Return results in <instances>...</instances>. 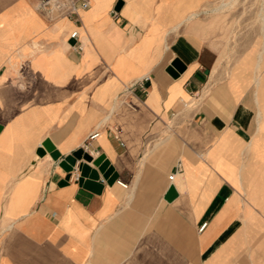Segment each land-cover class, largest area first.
Instances as JSON below:
<instances>
[{
    "label": "crops",
    "instance_id": "0c3cea01",
    "mask_svg": "<svg viewBox=\"0 0 264 264\" xmlns=\"http://www.w3.org/2000/svg\"><path fill=\"white\" fill-rule=\"evenodd\" d=\"M89 1L0 0V264H264V9L227 70L229 0ZM86 145L116 180L60 186Z\"/></svg>",
    "mask_w": 264,
    "mask_h": 264
},
{
    "label": "rangeland",
    "instance_id": "374dc122",
    "mask_svg": "<svg viewBox=\"0 0 264 264\" xmlns=\"http://www.w3.org/2000/svg\"><path fill=\"white\" fill-rule=\"evenodd\" d=\"M225 1L228 0L221 2ZM232 1L229 0L222 4V7H226L221 9L223 13L213 17L215 22L220 25V34L225 41L222 61L227 70L233 69L236 63H239L258 41L259 14L262 7V0H236L234 4L229 5ZM251 64L253 63H249L243 68L251 67Z\"/></svg>",
    "mask_w": 264,
    "mask_h": 264
},
{
    "label": "water",
    "instance_id": "95a60500",
    "mask_svg": "<svg viewBox=\"0 0 264 264\" xmlns=\"http://www.w3.org/2000/svg\"><path fill=\"white\" fill-rule=\"evenodd\" d=\"M122 6V1H118L115 10L118 11ZM73 44V41H70ZM169 75L176 78V71H181V67L178 62H174L166 70ZM39 156L44 155V150L39 149L37 151ZM51 157L58 161L59 166L65 173V177L60 181L59 185H67L70 179V176L73 172L78 174V183L82 184L85 180L96 179L101 175L108 183H112L116 180V174L113 171V168L110 166L109 162L105 159L104 155H100L94 158L89 153L78 150L73 152L71 155L60 158V155L57 152H52ZM93 167H91V165ZM177 196V192L173 186H170L165 200L170 201Z\"/></svg>",
    "mask_w": 264,
    "mask_h": 264
},
{
    "label": "built area",
    "instance_id": "2783aa9c",
    "mask_svg": "<svg viewBox=\"0 0 264 264\" xmlns=\"http://www.w3.org/2000/svg\"><path fill=\"white\" fill-rule=\"evenodd\" d=\"M90 7L89 0H38L37 3V10L43 13L47 18L53 22L60 18H66L72 21L74 24H78L81 22V13L88 10ZM69 41H73L71 47L76 52H81L83 49V45L80 41V33L77 28L71 31L69 34ZM148 81L147 78L141 79L139 82L140 86H143L144 82ZM120 133V130H117L115 136L117 137ZM98 132L92 133L88 140H93L98 137ZM83 150L87 152V145L83 147ZM174 176L170 175L169 180L173 181ZM75 180L78 181V174L77 172H73L70 176L69 181ZM119 183L120 186L123 188H127V184L116 181ZM206 224H202L200 230H202Z\"/></svg>",
    "mask_w": 264,
    "mask_h": 264
},
{
    "label": "bare ground",
    "instance_id": "6f19581e",
    "mask_svg": "<svg viewBox=\"0 0 264 264\" xmlns=\"http://www.w3.org/2000/svg\"><path fill=\"white\" fill-rule=\"evenodd\" d=\"M235 1L236 0H233L229 5H232V4H234L235 3ZM262 9H264V0H262ZM192 16H190V18H191ZM188 18V17H187ZM264 27V26H263ZM264 35V34H263ZM258 57H260V56H258Z\"/></svg>",
    "mask_w": 264,
    "mask_h": 264
}]
</instances>
